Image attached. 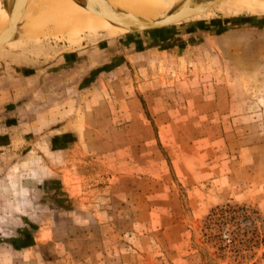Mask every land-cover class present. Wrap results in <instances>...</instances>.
<instances>
[{"label": "rangeland", "instance_id": "rangeland-1", "mask_svg": "<svg viewBox=\"0 0 264 264\" xmlns=\"http://www.w3.org/2000/svg\"><path fill=\"white\" fill-rule=\"evenodd\" d=\"M197 17L0 45V264H264V0Z\"/></svg>", "mask_w": 264, "mask_h": 264}, {"label": "bare ground", "instance_id": "bare-ground-1", "mask_svg": "<svg viewBox=\"0 0 264 264\" xmlns=\"http://www.w3.org/2000/svg\"><path fill=\"white\" fill-rule=\"evenodd\" d=\"M165 2L171 4L174 0H107L98 8L92 7L87 0H0V34L7 32L12 15L23 13L25 18L29 16L33 21V28L26 23L18 24L9 31L12 37L19 35L18 26L22 30L20 34L27 37H36L37 28L43 31L56 29L62 34L58 38L64 40V44L78 47L88 43L90 34L118 36L140 26L139 22L119 12V9L142 20H149L144 17L155 11L151 21L176 16L190 5L198 3L196 0H184L182 6L175 10L171 6H163ZM41 8H45L46 12L43 13ZM84 13L91 17L87 18Z\"/></svg>", "mask_w": 264, "mask_h": 264}, {"label": "water", "instance_id": "water-1", "mask_svg": "<svg viewBox=\"0 0 264 264\" xmlns=\"http://www.w3.org/2000/svg\"><path fill=\"white\" fill-rule=\"evenodd\" d=\"M106 1V0H105ZM222 0H207L199 4H192L188 8L184 9L181 13H179L176 16H167L164 19H154V20H142L136 15L132 13H128L124 10L119 9V12L125 13L127 16H130L137 22H139V27L136 28L138 30H145V29H156V28H162L167 27L171 25H176L180 23H184L193 19H197L199 15L207 12L212 7H214L216 4H218ZM107 2V1H106ZM27 16L26 18L23 16V13L20 14H14L10 18V23L8 26L7 32L4 34H0V45L3 43L8 42L12 39V34L9 33V31L16 25L26 23L29 24Z\"/></svg>", "mask_w": 264, "mask_h": 264}, {"label": "crops", "instance_id": "crops-1", "mask_svg": "<svg viewBox=\"0 0 264 264\" xmlns=\"http://www.w3.org/2000/svg\"><path fill=\"white\" fill-rule=\"evenodd\" d=\"M176 9V8H175Z\"/></svg>", "mask_w": 264, "mask_h": 264}]
</instances>
